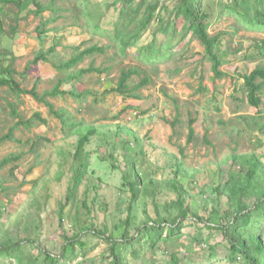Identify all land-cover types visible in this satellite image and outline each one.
Masks as SVG:
<instances>
[{
    "label": "rangeland",
    "instance_id": "rangeland-1",
    "mask_svg": "<svg viewBox=\"0 0 264 264\" xmlns=\"http://www.w3.org/2000/svg\"><path fill=\"white\" fill-rule=\"evenodd\" d=\"M204 1L211 11L209 33H221L216 50L222 59L220 69L225 74L219 78L213 76L211 62L203 56L201 43L192 38L190 32L183 34L179 31L170 41L172 47L164 51L167 55L156 64L140 61L136 56V46L129 47L125 56L118 54L107 31L112 32L119 0H90L85 3L93 22H99L107 31L87 25L81 13L76 15V24L75 17L71 15L78 12L76 0L57 1L64 8H69L62 12L66 16L50 23L51 29L41 37L34 32L36 19L33 15L21 22V30L10 46L16 70L21 72L26 67L28 70L24 76L18 74L16 78L24 88L30 89L35 85L38 94L51 88L66 73L57 71L49 61L31 63L39 51H46L58 43L56 50L64 59L73 52L74 46L84 48L93 43L111 44L105 54L87 56L71 68H86L90 63L110 66L108 72H90L80 77V83L75 86L79 89L85 87L90 92L79 100L64 94L46 96L55 108L66 109L71 123L75 124L74 129L84 124L97 127V134L91 137L86 147L90 153L88 174L78 187L74 201H69L63 211L62 224L66 231L70 232L87 217V210L82 206L87 185L88 205L93 208L95 224L102 228L105 224L111 229L125 216L124 208L129 201L128 187L121 186L123 173L130 180L140 174L143 186L151 193L157 188L154 196L140 195L139 200L145 203L146 211L152 217L157 211L155 203L158 212L167 215L166 202L174 199L175 195L165 182L160 183L171 179L174 163L181 162L187 178L179 176V180L189 192L187 199L202 218L207 219L214 208L222 212V204L220 206L215 195L208 192V186L212 181L225 180L230 165L229 154L234 150L255 152L262 156L264 162V135L259 133L252 120L257 109L248 104L240 77V74L251 71L256 63L263 62L264 59L257 54L256 41L264 37V29L247 27L245 21L225 10L224 5L233 0ZM161 2L171 6L174 0ZM80 7H83L82 2ZM238 10L246 21L264 19V16L256 14L262 11L264 15L263 1H241ZM50 15L49 11L44 12L45 17ZM156 24L153 21L142 33L138 46L148 44L154 38L165 42L167 37L162 32H153ZM128 66L143 70L131 77L130 87L138 84L146 74L151 77L148 84L135 91L138 97L105 92L117 85L121 68ZM71 87V83L66 81L60 86L66 90ZM259 108L264 113V93ZM36 111L46 118V124L35 119L32 125H15L20 118L26 120ZM175 118L179 122L172 127L170 122ZM190 121L194 134L188 141ZM11 126H15L14 137L21 138L22 143L1 139ZM74 129L63 128L49 112L48 106L31 95L17 96L6 90L0 91V159L10 153H21L17 161L0 169L1 183L5 187L1 189V196L6 207L0 219V243L12 241L14 235L24 237L38 232L42 246L55 252L60 250L63 238L57 225V212L59 205L65 203L66 188L72 174V154L77 139ZM205 135L210 144L204 142ZM109 154L111 157L108 159ZM113 159L116 168L110 166ZM218 168L222 169L219 174ZM92 183L98 185L94 204L90 199L94 194ZM201 190L205 192L201 193ZM224 200V197L220 198L221 202ZM143 203L137 205V222L144 216L140 208ZM171 212L176 214L174 209ZM75 215L79 223L70 219ZM34 223L39 225L37 231L33 230ZM209 245L214 246V255L210 253ZM23 247L36 252L28 243ZM106 247L107 244L99 240L90 255L100 257L106 253ZM142 250L136 264H231L224 259L227 250L221 232L209 228L206 221L191 218L185 219L181 233L173 241L172 238H164L154 247L147 246ZM173 253L175 257L171 256ZM95 264L105 263L97 259Z\"/></svg>",
    "mask_w": 264,
    "mask_h": 264
},
{
    "label": "trees",
    "instance_id": "trees-1",
    "mask_svg": "<svg viewBox=\"0 0 264 264\" xmlns=\"http://www.w3.org/2000/svg\"><path fill=\"white\" fill-rule=\"evenodd\" d=\"M57 1L0 0V91L6 90L17 96L29 94L36 100L44 102L48 106L49 112L61 122L62 127H68L69 130H72L75 124L71 123L70 115L66 114V109L55 108L46 99V96L64 94L79 100L90 92L85 87L79 89L78 86H75L80 83V77L90 72L98 74L108 72L110 66H95L90 63L86 68L75 70H71V68L77 66L87 56L105 54L111 44L93 43L84 48L74 46L73 52L64 59L59 56V52L56 50L58 43L50 46L46 51H39L31 63H37L39 60L49 61L57 71L66 72L63 77L57 79L51 88L46 89L41 94H38L35 85L30 89L21 86L16 75L24 76L28 67L21 72L16 70L13 65L15 56L10 46L21 30V22L27 20L29 16L33 15L34 20L36 19L34 32L37 37H41L43 33L51 29L48 26L50 23L66 16L62 12L69 8H64ZM79 1L82 2L84 8L80 7ZM79 1L76 0L75 6L78 12L71 14L76 19L75 23H78L77 13H81L87 25H91L96 30L107 31L100 26L99 22H93L90 12L86 10L85 3L90 0ZM241 1L244 0H233L232 3H226L224 9L234 13L242 22L245 21L247 27L264 29V19L249 22L242 18L243 14L238 10ZM260 1L264 2V0ZM119 4L117 18L112 22V32L107 31L112 44L116 45L118 54L125 56L129 47L136 46V56L139 57L140 61L156 64L164 55H167L164 51L172 47L170 41L179 31H183V34L190 32L191 37L196 38L201 43L203 56L211 62L213 76L219 78L225 74L220 69L222 59L216 50L221 33H209L211 11L209 4L205 3L204 0H174L171 6L161 2V0H119ZM45 11H49L51 15L45 17ZM256 14L259 17L264 16L262 11ZM153 21L157 23L153 32L155 34L162 32L167 39L164 42L163 40L156 41L154 38L150 43L138 46L142 33L149 28ZM161 49L163 50L161 51ZM256 49L257 54L264 59V37L256 41ZM141 71L143 70L136 66L122 67L117 85L105 90V92L119 93L124 97H138L135 91L151 81L149 74H146L138 84L130 87L131 77L138 75ZM240 77L248 104L257 109L256 116L252 117L253 124L259 133L264 135V113L259 108L264 93V60L262 63H256L248 73L240 74ZM63 81L70 82L72 87L68 90L60 88ZM15 113L13 111V114ZM35 119L42 124L47 122L46 118L36 111L26 120L20 118L15 125H32ZM242 119L245 120L246 116H242ZM257 119L261 120L258 122ZM178 122L179 119L175 118L170 124L174 127ZM191 122L187 133L188 141L194 134ZM14 127L11 126L9 131L1 136V139L22 143L21 138L14 137ZM73 131L77 134V139L72 154V161H74L71 166L72 174L66 188L65 203L59 205L57 212V225L63 238L60 250L55 252L42 246L38 239V232L27 234L24 237L14 235L12 241L0 243V264H84L87 262L95 264L97 259L102 260L105 264H136L142 255V251H144L143 248L154 247L164 238H172V241L173 238L176 239L181 233L183 222L187 218L194 221H206L209 228L221 232L225 240L227 253L224 259L227 262L231 264H264V162L261 155L255 152H236L235 150L229 154L230 165L225 180L223 182L212 181L208 186V192L215 195V200L220 206L222 204V212L220 213L218 208H214L207 219L202 218L199 212L190 205L187 199L189 192L184 183L179 180V176L187 178V171L182 168L181 162H175L173 177L169 180L160 181V184L165 182L168 189L175 195L174 199L166 202L167 215L159 213L158 205L155 203L157 211L152 217L147 213L145 203L139 200L140 195L154 196L157 188L151 193L147 187L143 186L140 174L136 175L134 180H130L128 175L123 173L121 186L128 187L130 191L129 201L124 208L125 216L115 222L111 229H108L105 224H103V228L97 226L93 218V208L88 205L87 192L89 187L87 185L84 191L85 197L82 200V206L87 210V217L82 224L76 225V228L68 232L62 224L63 211L69 201H74L78 187L88 174L90 153L86 147L90 144L91 137L97 134V127L94 124H84L83 126H76ZM203 139L205 143L210 144L206 135ZM20 157L21 153H10L3 156L0 159V169L9 163H14ZM110 157L111 154L108 155V159ZM114 162L115 159L110 163L112 168H116ZM221 170L218 168V174ZM11 171H14V165H12ZM93 173L94 171H91V174ZM4 188L0 179V219L6 211L4 198L1 196V189ZM91 188L94 194L90 199L91 203L94 204L98 197V185L92 183ZM204 192L205 190H201V193ZM221 197L225 198L223 202L220 201ZM141 203L143 204L140 208L144 216L137 222V205ZM173 209L176 210V214L171 212ZM213 215L215 217H212ZM73 217L70 219L75 223L78 222L76 215ZM38 227V223H34L33 230L37 231ZM131 229L134 230L133 233H131ZM99 240H103L107 244L104 250L106 253L100 257L90 255L98 246ZM25 243L34 246L36 252L24 249ZM208 247L210 253L214 255V246L209 245ZM171 256L175 257L174 253Z\"/></svg>",
    "mask_w": 264,
    "mask_h": 264
}]
</instances>
